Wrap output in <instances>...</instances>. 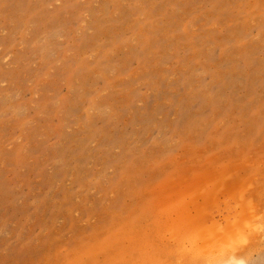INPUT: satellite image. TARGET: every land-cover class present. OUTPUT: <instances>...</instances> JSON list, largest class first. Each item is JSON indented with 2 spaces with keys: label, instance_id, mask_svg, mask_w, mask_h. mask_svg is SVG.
Wrapping results in <instances>:
<instances>
[{
  "label": "rangeland",
  "instance_id": "374dc122",
  "mask_svg": "<svg viewBox=\"0 0 264 264\" xmlns=\"http://www.w3.org/2000/svg\"><path fill=\"white\" fill-rule=\"evenodd\" d=\"M263 209L264 0H0V264H264Z\"/></svg>",
  "mask_w": 264,
  "mask_h": 264
},
{
  "label": "bare ground",
  "instance_id": "6f19581e",
  "mask_svg": "<svg viewBox=\"0 0 264 264\" xmlns=\"http://www.w3.org/2000/svg\"><path fill=\"white\" fill-rule=\"evenodd\" d=\"M245 169V168H244ZM230 183V182H229ZM222 184V183H221ZM220 187V186H219ZM219 189V188H218ZM221 189V188H220ZM205 191V190H204ZM204 193V192H203ZM208 194V193H207ZM245 195V194H244ZM254 195V194H253ZM204 196V195H203ZM204 199V198H203ZM211 199H212V197H211ZM192 207V206H191ZM198 208H200L199 206H198ZM195 209V208H194ZM264 210V209H263ZM189 217V216H188ZM191 219V218H190ZM262 219V218H261ZM264 219V218H263ZM256 220H258V219H256ZM186 221V220H185ZM187 222V221H186ZM193 222V221H192ZM209 222V221H208ZM251 222V221H250ZM249 223V222H248ZM253 223H254V221L252 222V225H253ZM257 223H259V222H257ZM207 224V223H206ZM208 224H210V223H208ZM239 224V223H238ZM240 224H241V222H240ZM246 224V223H245ZM251 223H249V224H247V226H244V229H245V227H246V229H247V227H249L248 225H250ZM262 224V223H261ZM198 225V224H197ZM205 225V224H204ZM232 226H230V227H232V228H234V227H236V226H234L233 227V224H231ZM234 225H236V224H234ZM211 226V225H210ZM261 226V225H260ZM193 227V228H192ZM192 227H190V228H192L194 231H195V233L198 231V232H201V233H199L198 234V238L196 239V241H195V243H197V241H199V240H201V241H199L200 242V244H201V242L202 243H204V246H205V248H201L202 249V252H201V254H205V253H207V251H209V250H211V249H213L214 248V250H215V248H216V254H215V256L212 258V256H211V260H210V264H247V262L249 261L248 259H247V256H245L246 255V253L247 252H241L240 251V253L242 254V256H240V253L238 254L237 252H236V247L239 245V244H241L242 242H244L245 241V239H244V237H245V235H244V233H243V230L241 231L240 229H237L236 228V230H235V228L233 229V230H235V231H232V232H228V234L227 235H223L222 237H220V236H217V234H218V231L220 232V230H218V229H215V228H212V226H211V228L212 229H210V230H207L208 231V233H204V232H206V231H204L203 232V230L201 231L199 228L198 229H196V228H194V226H192ZM217 227V226H216ZM243 227V226H242ZM252 227V226H251ZM263 227V226H262ZM227 228V227H226ZM258 228V227H257ZM245 229V230H246ZM264 229V228H263ZM227 231L229 230V229H226ZM226 230H225V232H226ZM248 230V229H247ZM262 230V229H261ZM264 230H262L261 232H263ZM223 232H224V229H223ZM242 232V233H241ZM190 233H193V232H191V231H189V233L188 234H190ZM247 233V232H246ZM255 233H256V231H255ZM223 234V233H222ZM250 234V233H249ZM251 234H252V232H251ZM247 235V234H246ZM253 235V234H252ZM186 236H188V235H186ZM215 237L216 239H217V241L215 242V243H210V244H212V245H210V244H208V240H209V237ZM248 236V235H247ZM260 236V235H259ZM184 237H185V235H184ZM190 237L192 238V236H191V234H190ZM190 237H189V239H190ZM208 237V238H207ZM220 238V239H218V238ZM264 237V236H263ZM194 238V237H193ZM214 238V239H215ZM261 238V237H260ZM186 239V238H185ZM252 239V238H251ZM259 239V238H258ZM205 241V242H203V241ZM207 240V241H206ZM249 240V239H248ZM261 240V239H260ZM260 240L259 241H257L258 243L260 242ZM187 241H188V239H187ZM189 241H191V240H189ZM209 241H212V240H209ZM199 242H198V244H199ZM255 242V241H254ZM263 243V242H262ZM255 244V243H254ZM254 244H253V246H254ZM258 245V244H257ZM197 246V245H196ZM241 246V245H240ZM247 246V245H246ZM245 246V247H246ZM260 246V245H259ZM198 247L199 246H197V252H196V250H195V252L196 253H199L198 252ZM203 247V246H202ZM258 247V246H257ZM239 248V247H238ZM237 248V249H238ZM241 248V247H240ZM255 248V247H254ZM253 248V249H254ZM209 249V250H208ZM247 249H249V247L247 248ZM257 249V248H256ZM255 249V250H256ZM263 249V248H262ZM214 250H212V251H214ZM240 250V249H239ZM258 250V249H257ZM182 251V250H181ZM212 251H210L209 253L210 254H212L213 252ZM253 251V250H252ZM252 251H250V252H252ZM261 251V250H260ZM212 252V253H211ZM255 252V251H254ZM263 252V251H262ZM196 253H193V254H196ZM200 254V255H201ZM214 254V253H213ZM245 254V255H244ZM249 254H251V253H249ZM257 254V253H256ZM186 255H187V253H186ZM197 255V254H196ZM208 257H209V255H208V253L206 254ZM251 255H253V254H251ZM198 256H199V254H198ZM244 256V257H243ZM193 257V256H192ZM251 256H249V258H250ZM202 258H203V256H202ZM254 259V258H253ZM180 260V259H179ZM203 260V259H202ZM248 260V261H247ZM252 260V259H251ZM255 261V260H254ZM253 261V262H254ZM184 262V261H183ZM206 263H207V261H206ZM205 263V264H206ZM249 263V262H248ZM257 263H258V261H257ZM256 263V264H257ZM182 264V263H181ZM251 264H252V262H251Z\"/></svg>",
  "mask_w": 264,
  "mask_h": 264
}]
</instances>
